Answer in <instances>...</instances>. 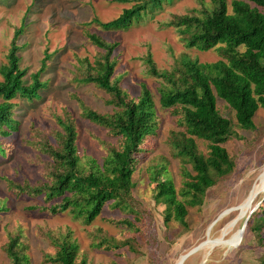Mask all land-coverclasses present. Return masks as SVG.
Here are the masks:
<instances>
[{
    "label": "trees",
    "instance_id": "obj_1",
    "mask_svg": "<svg viewBox=\"0 0 264 264\" xmlns=\"http://www.w3.org/2000/svg\"><path fill=\"white\" fill-rule=\"evenodd\" d=\"M132 2L112 20L93 17L103 30L126 29L140 20L150 6H160L166 0H121ZM200 7L185 13L172 14L167 25L174 27L187 48L216 49L219 58L199 62L183 54L175 58L170 68L160 69L148 50L147 74L160 79V106L174 119V128L168 131L166 142L170 155L180 163L181 183L176 187L167 172L166 161L149 168L153 185V199L164 206L163 222H178L180 233L189 230L188 212L204 203L208 190L236 167V157L228 150L229 141H242V132L256 130L254 116L264 108V0H199ZM25 17L14 28L6 60L0 64V157H8L6 140L20 126L16 117L19 103L16 99L33 102L40 99V91L47 86L41 80L51 57L46 51L40 67L29 74L21 66L19 37L26 28ZM89 40L102 51L91 63L80 60L81 83L93 84L108 95L105 103L110 112H100L87 106L78 97L81 116L107 131L110 141L101 140L105 155L101 162L92 156H82L77 147V129L70 114L57 116L58 128L42 136L36 144L47 157L41 169L42 179L37 184L17 183L5 178L8 191L15 196L36 198L42 196L45 205H32L48 215L70 212L75 219L89 225L105 209L118 212L121 217H108L109 224L119 228L114 237L96 233L90 245L98 251H118L127 248L139 254L141 238L145 239L148 218L134 196L136 186L133 174L155 149L154 139L159 135L160 119L155 111L152 92L140 84L137 97L120 86L115 75L116 59L112 56L118 42H107L90 35ZM223 102V109L218 103ZM52 137V139H49ZM264 140H254L256 146ZM199 143H203V150ZM260 194V193H259ZM258 194V195H259ZM263 194V193H262ZM9 209L0 200V215ZM148 213V210H147ZM264 245V200L251 214L246 224ZM45 238L52 250L44 252L47 264H88L80 252V245L68 230ZM21 232H9L2 249L7 264H27L21 241ZM259 264H264V258Z\"/></svg>",
    "mask_w": 264,
    "mask_h": 264
},
{
    "label": "rangeland",
    "instance_id": "obj_2",
    "mask_svg": "<svg viewBox=\"0 0 264 264\" xmlns=\"http://www.w3.org/2000/svg\"><path fill=\"white\" fill-rule=\"evenodd\" d=\"M199 0H166L160 6L148 7L140 20L133 21L126 29L103 30L93 17L109 21L117 17L123 8L132 2L121 0H0V64L5 62L9 42L14 28L25 17L26 28L18 39L22 45L21 66L29 74L40 67L45 51L51 55L41 80L47 86L40 91V99L26 102L21 99L16 108L20 121L19 130L6 140L8 157H0V200L9 209L0 215V264L8 259L2 249L8 233L21 232L27 264L43 262L44 252L52 250L45 238L47 231L53 233L70 231L80 245V252L87 257L88 264H177L181 256L209 238L202 249L188 257L183 264H259L264 258V245L257 246L256 234L250 229L241 231L243 218L238 215L245 207L250 191L264 179V140L256 146L254 140L264 137V108L254 116L256 130L242 132L245 139L229 141L226 146L236 157L235 169L219 179L205 196L200 209L191 207L188 212L189 230L180 233L182 226L175 221L163 222L164 206L153 199V185L149 179V168L166 161L167 172L176 187L180 186V163L170 155L166 142L168 131L174 128V119L169 111L160 106V79L147 74L144 58L148 50L160 69L170 68L175 58L187 54L199 62H212L219 58L216 49L198 50L187 48L174 27L167 22L172 14L185 13L189 8L200 7ZM209 3V0H202ZM230 1V0H229ZM90 35L107 42H118L112 56L116 59L115 75L120 86L131 96L140 93L144 83L152 92L155 111L160 119L159 135L154 139L155 149L133 174L136 183L134 196L148 218L145 239L141 238L139 254L127 248L118 251H98L90 243L96 233L114 237L120 231L108 223V217H121L118 212L105 209L91 224H83L68 211L48 215L31 210L32 205H45L42 196L31 198L15 196L8 191L5 178L23 184H37L43 180L41 169L48 160L36 142L58 128L57 116L70 114L77 129V147L82 156H92L101 162L105 149L101 140L110 141L107 131L81 116L82 109L77 97L87 106L100 112H110L112 107L105 103L108 97L93 84L81 83L80 60L88 58L92 63L102 51L90 40ZM1 79V77H0ZM219 106L223 102L218 98ZM52 139V137H49ZM206 150L203 143H199ZM260 193V194H259ZM249 210L261 197L260 191ZM233 207L224 215L223 211ZM148 210V213H147ZM220 215V216H219ZM231 224V225H230ZM232 227V228H231ZM224 237V238H223ZM216 244H213L217 239ZM207 255V256H206Z\"/></svg>",
    "mask_w": 264,
    "mask_h": 264
},
{
    "label": "water",
    "instance_id": "obj_3",
    "mask_svg": "<svg viewBox=\"0 0 264 264\" xmlns=\"http://www.w3.org/2000/svg\"><path fill=\"white\" fill-rule=\"evenodd\" d=\"M262 189H263V194L261 195V197L256 201L255 205L250 209V211L248 212V214L243 218V222H242V228H245L248 219L250 218L251 214L259 207V205L261 204V202L264 200V183L262 184ZM232 209V208H229ZM229 209H227L226 211H223L222 213H220V215L225 214L227 211H229ZM219 215V216H220ZM212 241L208 238H206L205 240H203L202 242L198 243L196 246L192 247L190 250H188L187 252H185L181 258L178 264H183L184 261L190 257L191 255H193L194 253L198 252L200 249H202L207 243H211ZM205 262V260H203L201 262V264Z\"/></svg>",
    "mask_w": 264,
    "mask_h": 264
},
{
    "label": "bare ground",
    "instance_id": "obj_4",
    "mask_svg": "<svg viewBox=\"0 0 264 264\" xmlns=\"http://www.w3.org/2000/svg\"><path fill=\"white\" fill-rule=\"evenodd\" d=\"M264 183V179L262 180V181H260L259 183H256L255 184V186L254 187H252V191H250L251 193H249V197H248V199H247V203H246V205H245V207L243 208V210H242V212L238 215V219H241V218H244L247 214H248V212L250 211L249 210V208L251 207V205H252V203H253V201H254V199H255V197H256V195L260 192V191H262L263 189H262V184ZM232 209H233V207H231ZM229 210H231V209H229ZM224 215V214H223ZM231 225V224H230ZM232 228V227H231ZM245 228H246V226H245ZM245 228H242V229H240L241 231H244L245 230ZM224 238V237H223ZM223 238H219V239H217L216 241H214V243L213 244H216L218 241H220V240H222ZM209 239V238H208ZM216 242V243H215ZM212 244V243H211ZM207 256V255H206ZM180 261V260H179ZM179 263V262H178ZM177 263V264H178Z\"/></svg>",
    "mask_w": 264,
    "mask_h": 264
}]
</instances>
